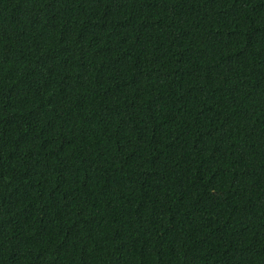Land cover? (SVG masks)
I'll return each instance as SVG.
<instances>
[{
    "label": "trees",
    "instance_id": "1",
    "mask_svg": "<svg viewBox=\"0 0 264 264\" xmlns=\"http://www.w3.org/2000/svg\"><path fill=\"white\" fill-rule=\"evenodd\" d=\"M0 264H264V0H0Z\"/></svg>",
    "mask_w": 264,
    "mask_h": 264
}]
</instances>
